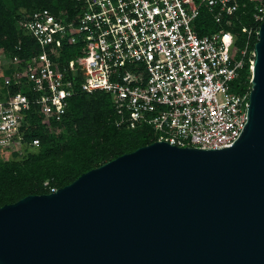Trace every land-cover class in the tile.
Returning <instances> with one entry per match:
<instances>
[{"label":"built area","instance_id":"2783aa9c","mask_svg":"<svg viewBox=\"0 0 264 264\" xmlns=\"http://www.w3.org/2000/svg\"><path fill=\"white\" fill-rule=\"evenodd\" d=\"M73 1L19 21L39 50L4 79L28 92L0 100V149H22L30 104L47 124L63 117L71 97L95 91L111 95L117 127L148 126L171 145L221 149L240 137L251 77L247 90L236 81L246 61L252 73L264 0H249L252 23L239 33L234 23L248 14L242 0Z\"/></svg>","mask_w":264,"mask_h":264},{"label":"water","instance_id":"95a60500","mask_svg":"<svg viewBox=\"0 0 264 264\" xmlns=\"http://www.w3.org/2000/svg\"><path fill=\"white\" fill-rule=\"evenodd\" d=\"M230 147L155 140L0 206V264H264V22Z\"/></svg>","mask_w":264,"mask_h":264},{"label":"trees","instance_id":"16d2710c","mask_svg":"<svg viewBox=\"0 0 264 264\" xmlns=\"http://www.w3.org/2000/svg\"><path fill=\"white\" fill-rule=\"evenodd\" d=\"M242 1L247 2L248 14L242 17L241 23L235 21L233 29L238 33L242 25L252 23L250 11L255 4ZM73 3V0H0V56L7 62L5 77H14L21 64L39 50L36 41L23 33L19 21L33 9L59 11ZM204 14H208L206 9L201 11V15ZM255 41L256 38L253 44ZM247 66L246 61L236 81L239 91L250 86L251 73ZM4 79H0V100L28 92L26 84L6 85ZM24 117L27 125L21 127L22 149L10 152L12 157L0 158V206L28 194L49 193L52 188L71 183L83 172L156 140L148 126L117 127L111 95L101 91L71 97L66 113L58 121L44 123L34 104L29 105ZM33 139H38L37 146L30 145Z\"/></svg>","mask_w":264,"mask_h":264},{"label":"rangeland","instance_id":"374dc122","mask_svg":"<svg viewBox=\"0 0 264 264\" xmlns=\"http://www.w3.org/2000/svg\"><path fill=\"white\" fill-rule=\"evenodd\" d=\"M6 63L7 62H5L4 58L0 56V79L5 78L4 67ZM9 157H12V154L8 150L0 149V158L7 159Z\"/></svg>","mask_w":264,"mask_h":264}]
</instances>
